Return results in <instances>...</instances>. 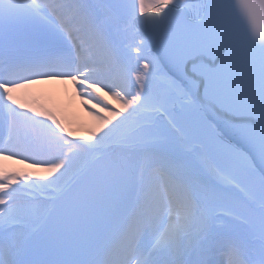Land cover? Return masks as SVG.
<instances>
[{
    "label": "snow or ice",
    "instance_id": "1",
    "mask_svg": "<svg viewBox=\"0 0 264 264\" xmlns=\"http://www.w3.org/2000/svg\"><path fill=\"white\" fill-rule=\"evenodd\" d=\"M56 78L122 103L72 139ZM0 158V264H264V0H0Z\"/></svg>",
    "mask_w": 264,
    "mask_h": 264
},
{
    "label": "bare ground",
    "instance_id": "2",
    "mask_svg": "<svg viewBox=\"0 0 264 264\" xmlns=\"http://www.w3.org/2000/svg\"><path fill=\"white\" fill-rule=\"evenodd\" d=\"M64 84L69 86V96L64 94ZM99 93L103 97V101L108 104V108H104V104H99L93 108L96 101H89L87 96H82L81 90L70 79L65 80V82L60 79L36 81L26 88L17 89L13 95L20 103L27 105L29 108H36L39 111L51 113L56 119L60 117L61 121H64L66 100L69 98V118L66 126L73 133L74 139H82L98 123L95 113L99 112L101 116H104L112 109L118 110L120 103H122L118 102L107 92L104 93L99 90ZM33 99H35V103L31 105ZM76 127L79 128L78 133L75 132ZM44 167L46 166H33L31 162L21 161V159L0 158V168H3L6 172L31 170L32 173H37L36 179L43 177Z\"/></svg>",
    "mask_w": 264,
    "mask_h": 264
}]
</instances>
